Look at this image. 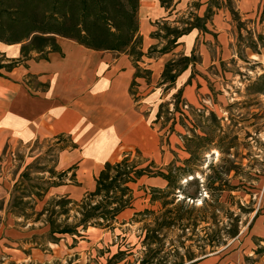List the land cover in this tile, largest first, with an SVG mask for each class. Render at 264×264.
<instances>
[{
    "label": "rangeland",
    "instance_id": "obj_1",
    "mask_svg": "<svg viewBox=\"0 0 264 264\" xmlns=\"http://www.w3.org/2000/svg\"><path fill=\"white\" fill-rule=\"evenodd\" d=\"M161 6L158 15H145L139 7L136 12L143 38L140 60L158 58L154 66L160 71L154 83L134 86L132 96L137 100L156 88L153 103L144 102L141 112L154 121L159 150L155 157L138 150L129 153L135 168L154 162L147 168L151 172L129 184L135 197L131 207L118 214L109 228L89 227L82 236L55 234L58 238L53 239L47 218L75 222L74 209L68 216L58 213L70 204H56L66 195L60 193V185L70 180L77 184L73 172L63 173L59 166L67 139L6 143L0 147V264H188L201 257L197 239L210 230L199 228L191 239L187 237L191 232L182 237L179 230L162 233L158 236L165 245L159 250L157 239L150 248L144 244L163 216L161 200L151 202L150 196L151 187H164L166 182L154 173L166 172L170 164L178 167L172 168L173 193L166 198L174 202L168 208L181 202L198 208L203 199L214 204L217 188L229 186L219 193L220 204L214 205L222 219L218 227L222 234L229 228L228 210L236 217L238 232L225 237L213 251L206 247L207 255L238 250L246 264H264V0H164ZM189 12L199 17L209 13L205 30L193 28L172 51L159 54L169 44L163 24L184 25ZM151 45L154 49L149 51ZM137 51L134 48L133 53ZM182 55L191 61L187 68L172 87L161 83L164 64L172 57L182 62ZM159 110L161 118L157 119ZM222 171L228 174L221 175ZM189 175L195 182L187 179ZM185 194L197 197L184 198ZM83 195L68 198L77 201ZM171 242L177 246H170ZM119 250L124 254L116 256Z\"/></svg>",
    "mask_w": 264,
    "mask_h": 264
},
{
    "label": "crops",
    "instance_id": "obj_2",
    "mask_svg": "<svg viewBox=\"0 0 264 264\" xmlns=\"http://www.w3.org/2000/svg\"><path fill=\"white\" fill-rule=\"evenodd\" d=\"M159 1L139 0V10L158 15L163 8ZM56 40L60 52L30 57L8 71L0 69V147L36 138H66L59 166L72 171L77 184L70 180L59 188L62 194L77 196L94 189V177L106 162H119L132 150L150 157L158 154L154 121L141 112L144 102L153 103L156 88L135 100L130 87L133 80L137 88L154 83L160 71L154 65L159 62L146 58L144 63V57L138 61L151 71L146 80L135 77L136 62L125 52L95 50L61 36ZM2 44L0 55L5 59L20 56L18 43ZM217 254L191 264H246L238 250Z\"/></svg>",
    "mask_w": 264,
    "mask_h": 264
},
{
    "label": "trees",
    "instance_id": "obj_3",
    "mask_svg": "<svg viewBox=\"0 0 264 264\" xmlns=\"http://www.w3.org/2000/svg\"><path fill=\"white\" fill-rule=\"evenodd\" d=\"M160 3L162 5L164 0H160ZM138 7L139 0H0V42L6 44L20 43L21 45L18 58L5 59L3 55H0V69L8 71L30 57L47 58V54L51 51L60 52L56 38L61 36L72 39L87 48L125 52L136 62L135 77L148 78L151 71L142 69L138 64L144 55L141 50L143 38L139 34L136 19ZM208 14L199 17L189 12L190 19L185 20L184 25L181 24L183 26L179 24L171 28L165 22L163 28L166 30L168 43L171 45L168 44L160 48L159 54L172 51L174 47L179 45L178 39L193 28L205 30L204 24ZM159 30L163 29L159 28ZM153 46L149 47V51L154 49ZM134 48L138 50L135 54L133 53ZM174 56H176L175 53ZM179 58H182L183 61L176 63L177 60L172 57L164 64L160 75L161 83L168 82L169 87H172L176 77L191 62L185 55ZM142 70L148 74L142 75L140 73ZM0 75H2L1 72ZM135 85L136 82L133 80L130 87L131 94H134L132 89ZM160 115L159 110L156 118H161ZM150 162L144 168H135L136 165L129 161V154H126L119 162H106L94 177L95 186L93 190L86 192L77 201L70 200L67 195L60 196L56 200V204L62 207L70 204L58 213L68 216V212L74 209L73 218L75 222L74 224H68L66 221L57 223L49 217L45 220L49 225V234L53 236V239H56L58 237L55 234L82 236V232L87 231L89 227H111L116 216L126 208L131 207L135 197L129 184L136 182L140 176L148 174V171L151 172L147 168L153 167L154 162ZM176 167L170 164L166 172H153L155 176H159L166 182L164 187H151L150 196L151 202L161 200L163 216L156 228L152 229V234H147L144 238V244L150 248V245L155 241L154 239H157L156 246L159 250L163 249L165 245L164 239L158 236L162 233L165 236L168 232L179 230L178 236L182 237L191 232L187 236L191 239L190 237L199 228L210 230L205 233L206 235L197 239L198 242L201 241L200 243H202L197 244V247L203 255L188 263L191 264L207 256L206 247L213 251L219 244L225 242L223 240L225 237L235 236L238 232V222L236 217L233 218L232 213L227 210L226 217L229 228L223 231V234L220 233L218 225L222 223V219L216 212L214 205L220 204L218 201L219 193L228 189L225 188L229 187L228 184H223L224 186L217 188L219 193L215 195L214 204L206 203L203 199L202 206L198 208L188 207L184 202L168 208L167 206L174 202V198L167 200L166 197L173 193L171 191L172 168ZM63 173H67V171ZM227 174L226 171L221 172V175L226 176ZM191 182H195V177L191 179ZM118 189L120 194L117 193ZM113 190L114 193H111ZM196 197V194H185L184 196V198L191 199ZM145 211L154 212L153 210ZM178 242L179 246L185 247L182 240H178ZM170 246L176 247L177 245L171 242ZM119 254H124V252L119 250L116 256Z\"/></svg>",
    "mask_w": 264,
    "mask_h": 264
},
{
    "label": "bare ground",
    "instance_id": "obj_4",
    "mask_svg": "<svg viewBox=\"0 0 264 264\" xmlns=\"http://www.w3.org/2000/svg\"><path fill=\"white\" fill-rule=\"evenodd\" d=\"M145 15H148V14L146 13ZM8 52L9 53H12V50L8 49ZM192 178H193V176L192 175H189V177L187 179L189 180V179H192ZM197 200H198V202H200V199L199 198Z\"/></svg>",
    "mask_w": 264,
    "mask_h": 264
}]
</instances>
